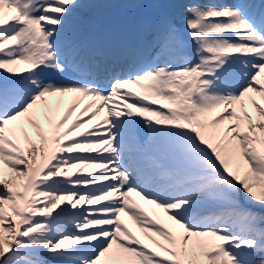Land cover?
Returning <instances> with one entry per match:
<instances>
[{"label":"snow or ice","instance_id":"1","mask_svg":"<svg viewBox=\"0 0 264 264\" xmlns=\"http://www.w3.org/2000/svg\"><path fill=\"white\" fill-rule=\"evenodd\" d=\"M0 264H264V0H0Z\"/></svg>","mask_w":264,"mask_h":264},{"label":"bare ground","instance_id":"2","mask_svg":"<svg viewBox=\"0 0 264 264\" xmlns=\"http://www.w3.org/2000/svg\"><path fill=\"white\" fill-rule=\"evenodd\" d=\"M252 2H254V3H257V1L256 0H252ZM103 9H101V10H99L98 11V13L97 14H90V15H88L86 18H85V23L88 25L87 27H94V26H96L97 25V23H98V20H99V18L100 19H103L102 20V22H104V21H112V22H114V21H116V19H117V22L115 23V24H110L109 25V27H115V26H118L119 24H121V23H128V22H131L132 21V19L130 18V17H124V16H122V15H118V16H116L115 18H113V17H103L102 16V13H100V11H102ZM138 10H139V12L140 11H144V10H148V11H150V9L148 8V7H146V8H143V7H140V8H138ZM133 11V10H132ZM139 12H137V13H139ZM128 18H130L129 19V21H127L128 20ZM95 23V24H91V23Z\"/></svg>","mask_w":264,"mask_h":264},{"label":"rangeland","instance_id":"3","mask_svg":"<svg viewBox=\"0 0 264 264\" xmlns=\"http://www.w3.org/2000/svg\"><path fill=\"white\" fill-rule=\"evenodd\" d=\"M119 5V4H117ZM119 8H122L123 6L119 5L118 6ZM118 7L113 5L112 7H109V8H105L104 12L106 13H113L114 11H117L118 10ZM126 8H129V9H134L136 7H126Z\"/></svg>","mask_w":264,"mask_h":264}]
</instances>
